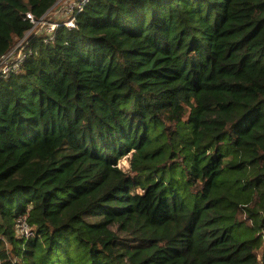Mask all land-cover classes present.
I'll return each mask as SVG.
<instances>
[{
  "label": "trees",
  "instance_id": "1",
  "mask_svg": "<svg viewBox=\"0 0 264 264\" xmlns=\"http://www.w3.org/2000/svg\"><path fill=\"white\" fill-rule=\"evenodd\" d=\"M59 1L0 0V264H264V0Z\"/></svg>",
  "mask_w": 264,
  "mask_h": 264
},
{
  "label": "built area",
  "instance_id": "2",
  "mask_svg": "<svg viewBox=\"0 0 264 264\" xmlns=\"http://www.w3.org/2000/svg\"><path fill=\"white\" fill-rule=\"evenodd\" d=\"M86 2V0H81L78 3L74 4L72 7H70V11L68 14H66V18L64 20H61L62 22H48L45 19H41L38 22H34L33 19L29 14L26 15V18L33 23V28H35L37 25H45L46 26V32L48 34V40L53 41L52 32L60 25L65 28L71 29L74 27V11H80L82 9L83 3ZM32 31V30H31ZM27 33L26 35H28ZM22 43V40L18 42V44L13 47L9 52H7L5 55L0 57V74L2 76L8 75L12 71H17L19 64L22 63L24 59V55L22 54L21 50H19V47ZM16 235L19 238L27 239L30 238L33 233L31 231V228L27 225L25 217H18L16 219Z\"/></svg>",
  "mask_w": 264,
  "mask_h": 264
},
{
  "label": "rangeland",
  "instance_id": "3",
  "mask_svg": "<svg viewBox=\"0 0 264 264\" xmlns=\"http://www.w3.org/2000/svg\"><path fill=\"white\" fill-rule=\"evenodd\" d=\"M79 1L81 0H60V3L51 8L48 15L45 17V20L48 22L64 20V18H66V14L70 11V7ZM37 32L38 35L46 34V26L43 24L39 25V27H37ZM118 167L123 171H127L129 167L128 160L126 158L121 159L118 162Z\"/></svg>",
  "mask_w": 264,
  "mask_h": 264
}]
</instances>
